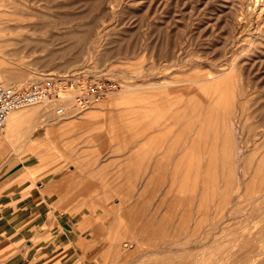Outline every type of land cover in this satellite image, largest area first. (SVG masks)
<instances>
[{"label": "rangeland", "instance_id": "obj_1", "mask_svg": "<svg viewBox=\"0 0 264 264\" xmlns=\"http://www.w3.org/2000/svg\"><path fill=\"white\" fill-rule=\"evenodd\" d=\"M0 63L5 87L55 89L1 147L15 175L57 159L95 183L60 210L91 264H264V0H0Z\"/></svg>", "mask_w": 264, "mask_h": 264}, {"label": "crops", "instance_id": "obj_2", "mask_svg": "<svg viewBox=\"0 0 264 264\" xmlns=\"http://www.w3.org/2000/svg\"><path fill=\"white\" fill-rule=\"evenodd\" d=\"M42 162V181L32 179L31 167L15 175L0 139V264H91L98 246L91 247L83 216L60 210L87 208L81 198L96 195L95 183L82 188L73 164L66 169L64 161Z\"/></svg>", "mask_w": 264, "mask_h": 264}, {"label": "built area", "instance_id": "obj_3", "mask_svg": "<svg viewBox=\"0 0 264 264\" xmlns=\"http://www.w3.org/2000/svg\"><path fill=\"white\" fill-rule=\"evenodd\" d=\"M118 85L114 82L98 83L86 90V94L77 97V103L81 108L87 107L95 99L109 96L117 91ZM55 89L44 85L30 86L25 90L16 87H5L0 83V133H3L13 112L25 110L29 107L43 105L56 99ZM58 115L62 112L57 111Z\"/></svg>", "mask_w": 264, "mask_h": 264}, {"label": "bare ground", "instance_id": "obj_4", "mask_svg": "<svg viewBox=\"0 0 264 264\" xmlns=\"http://www.w3.org/2000/svg\"><path fill=\"white\" fill-rule=\"evenodd\" d=\"M3 61V60H2ZM5 64L4 63H0V66L2 67V66H4ZM9 74V73H8ZM221 74V73H220ZM222 75V74H221ZM219 76L218 78H214V79H210V80H205V81H203L204 82V84L206 83V84H210V83H213V82H215V81H218L219 79H221V77H224L225 75H222V76ZM19 76V75H18ZM8 78V77H7ZM23 78V77H22ZM213 78V77H212ZM19 79V78H18ZM8 81V80H7ZM201 83V82H200ZM200 83H198V84H200ZM3 84V83H2ZM6 84V83H5ZM6 87H8V88H10V87H16L14 84H6ZM204 87H205V85H204ZM165 88V87H164ZM137 89V88H136ZM142 90V89H141ZM200 90H202V89H200ZM217 90V89H216ZM197 93V92H196ZM195 93V94H196ZM180 95V94H179ZM214 95V94H213ZM178 96V95H177ZM216 100H217V98H216ZM215 100V101H216ZM209 104V103H208ZM201 105V104H200ZM176 106V105H175ZM57 111H61L62 112V114L61 115H58V112ZM56 112H57V116H59V117H61V116H64L65 114H64V111L62 110V109H60V110H57ZM16 112H18V111H16ZM14 114H12L11 115V117L9 118V124H8V127H7V130H8V132H7V134L5 135V137L8 139L9 137H11V135H12V132L15 130V129H17L21 124H22V122H24L26 119H27V117L28 116H32V115H37V114H39L40 112H39V110L38 109H33V110H29V111H27L26 113H15V112H13ZM126 113V112H125ZM213 111H211L210 113H209V116H211V115H213ZM211 114V115H210ZM171 118V117H170ZM177 118V117H176ZM209 119V118H208ZM138 120V119H137ZM157 120H158V118H157ZM221 121V120H220ZM232 121V120H231ZM208 123V122H207ZM229 123V122H228ZM118 124V123H117ZM156 125V124H155ZM171 125V124H170ZM204 125H205V123H204ZM224 125V124H223ZM223 128H224V126H223ZM5 130V129H4ZM159 130V129H158ZM170 131V130H169ZM5 132V131H4ZM166 133H168L167 131H165ZM148 133V132H147ZM158 133V131L156 132V134ZM165 133V134H166ZM155 134V133H154ZM202 134V135H201ZM201 134H200V138H202V140H206V134H203L202 132H201ZM224 134V133H223ZM138 135V134H137ZM168 135V134H167ZM136 136V135H135ZM148 136V135H147ZM152 137H154L153 135H151ZM138 137V136H137ZM139 137H140V134H139ZM157 137V136H156ZM217 137V136H216ZM215 137V138H216ZM226 137V136H225ZM148 138H150V137H148ZM214 138V137H213ZM223 138V137H222ZM155 139V138H154ZM221 139V138H220ZM153 140V139H152ZM157 140V139H156ZM197 140V139H196ZM213 140V139H212ZM214 140H216V139H214ZM217 142H218V140H216ZM225 141V140H224ZM153 142V141H152ZM159 142V141H158ZM212 142H214V141H212ZM147 144V143H146ZM149 145V144H148ZM200 145V144H199ZM197 146V145H196ZM210 146H213L212 144L210 145ZM214 146H215V144H214ZM217 146V145H216ZM215 146V147H216ZM228 145H227V142H225L224 143V146H223V149H222V151H223V153H226L227 154V152H228ZM212 148V147H211ZM210 150V149H209ZM212 150V149H211ZM141 152H142V150H140ZM143 152H145V151H143ZM142 152V153H143ZM210 152V151H209ZM232 152V151H231ZM231 152H230V154H231ZM138 154V153H137ZM141 154V153H140ZM170 154H172V153H170ZM225 154V155H226ZM224 155V156H225ZM232 155V154H231ZM252 155V154H251ZM249 156H247V158H248ZM263 158V157H262ZM262 158H261V160H262ZM248 159H250V157L248 158ZM176 160V159H175ZM213 160V159H212ZM217 160V159H216ZM229 160V159H228ZM251 160V159H250ZM232 161V160H231ZM230 161V162H231ZM253 159H252V163H253ZM229 162V163H230ZM260 162V161H259ZM262 162V161H261ZM260 162V163H261ZM228 163V162H227ZM247 163H248V161H247ZM156 164V163H155ZM249 164V163H248ZM129 165V164H128ZM230 165V164H229ZM262 165V164H261ZM263 165H264V162H263ZM258 166V165H257ZM176 167V166H175ZM234 167V166H233ZM264 167V166H263ZM262 167V168H263ZM207 170H209L208 168H207ZM176 172V171H175ZM254 174H256V173H254ZM207 177H208V175H207ZM209 180V179H208ZM204 182V181H203ZM228 183V182H227ZM226 186V185H225ZM230 199V198H229ZM228 200V199H227ZM229 201V200H228ZM238 201V200H237ZM237 209V208H236ZM122 216V215H121ZM124 219V218H123ZM126 232H127V230H126ZM122 234H124L123 232H122ZM126 234V233H125ZM125 237V239H126V235L124 236ZM130 238V237H129ZM123 240V239H122ZM129 240V239H128ZM128 240H126V241H128ZM125 241V242H126ZM120 241H118V243H119ZM134 242V241H133ZM133 242H127V243H124L123 244V247H124V250L126 251V252H129V251H131V250H135L136 248H137V244L136 243H133ZM117 242H116V244H118ZM140 243V242H139ZM79 247V246H78ZM120 249H122V251L124 252V250H123V248H120ZM118 253V252H117ZM119 254V253H118ZM131 254V253H130ZM147 254V253H146ZM129 255V254H128ZM132 255V254H131ZM130 256V255H129ZM81 257V256H80ZM128 257V256H127ZM131 257V256H130ZM129 257V258H130ZM83 258V257H82ZM120 258H121V256H120ZM125 258V257H124ZM129 258H126V260L127 259H129ZM134 257H132V259H133ZM118 260H119V258H118ZM114 261V260H113ZM120 261V260H119ZM115 262V261H114ZM113 262V263H114ZM117 262V261H116ZM115 262V263H116ZM130 262H131V259H130ZM99 263V262H98ZM123 263V262H122ZM124 263H125V261H124ZM130 264V263H129Z\"/></svg>", "mask_w": 264, "mask_h": 264}]
</instances>
